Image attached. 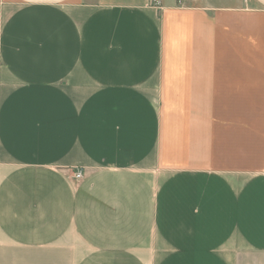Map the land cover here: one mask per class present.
Returning <instances> with one entry per match:
<instances>
[{"label":"crops","instance_id":"0c3cea01","mask_svg":"<svg viewBox=\"0 0 264 264\" xmlns=\"http://www.w3.org/2000/svg\"><path fill=\"white\" fill-rule=\"evenodd\" d=\"M0 264H264V0H0Z\"/></svg>","mask_w":264,"mask_h":264},{"label":"built area","instance_id":"2783aa9c","mask_svg":"<svg viewBox=\"0 0 264 264\" xmlns=\"http://www.w3.org/2000/svg\"><path fill=\"white\" fill-rule=\"evenodd\" d=\"M151 4H152V6L159 8L160 7V0H151ZM73 175H74V178L76 180H80L83 177L82 171L79 169H76L74 171Z\"/></svg>","mask_w":264,"mask_h":264}]
</instances>
